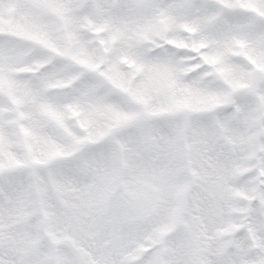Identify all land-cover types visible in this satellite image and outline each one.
I'll list each match as a JSON object with an SVG mask.
<instances>
[{
    "label": "snow or ice",
    "instance_id": "1",
    "mask_svg": "<svg viewBox=\"0 0 264 264\" xmlns=\"http://www.w3.org/2000/svg\"><path fill=\"white\" fill-rule=\"evenodd\" d=\"M0 264H264V0H0Z\"/></svg>",
    "mask_w": 264,
    "mask_h": 264
}]
</instances>
